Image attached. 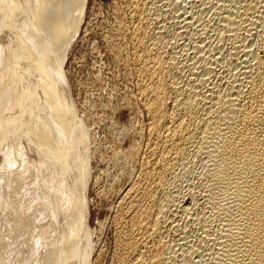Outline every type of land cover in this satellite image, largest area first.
<instances>
[{
  "label": "bare ground",
  "instance_id": "obj_1",
  "mask_svg": "<svg viewBox=\"0 0 264 264\" xmlns=\"http://www.w3.org/2000/svg\"><path fill=\"white\" fill-rule=\"evenodd\" d=\"M109 2L85 37L124 123L108 92L81 109L63 71L88 0H0V264H91L100 183L110 264H264V0Z\"/></svg>",
  "mask_w": 264,
  "mask_h": 264
},
{
  "label": "rangeland",
  "instance_id": "obj_2",
  "mask_svg": "<svg viewBox=\"0 0 264 264\" xmlns=\"http://www.w3.org/2000/svg\"><path fill=\"white\" fill-rule=\"evenodd\" d=\"M109 1H111V0H88L85 16H84V19L80 25V31L78 34L79 37L77 36V38L75 39V41H73V43L71 44V46L68 50V55H67L66 61L64 63L63 71L65 73L67 81H69L70 86H71V92H72L71 97L81 109H83V110L88 109L87 106L92 105L93 103H97L98 102L97 99L99 97L98 95H100L101 91H102L101 94L108 92V93H111V95L113 94L111 97L114 100L112 99L113 105L110 104L108 107H106V109H105L106 111H104V116L106 115V117L108 119L113 118V120H115V121L117 120V122L124 123L128 120V118H130L131 113H130L129 108H126V107H122V108L117 107L118 109L115 107H111V106H114L119 101L120 96L117 93H115V91H112L113 87L111 84L112 83L111 80H113V77L109 75V74H111L109 72H112V68L111 69L109 68V67H111L109 59L106 57V54L103 51V49L101 48V46H99L101 57L99 56L97 58L96 57L94 58V53H92V52L90 53V51L92 50L91 47L93 46V45L91 46V44H98L99 43V39H100L99 33L93 31L90 34H88V38H87V36L85 37L86 28H87L88 23L90 22L91 18H93L94 14H95V11H96L95 9L97 8L98 10L100 9L102 11V13H101V11L99 12V14H101L99 16H105L107 6L110 3ZM90 24H92V20H91ZM91 35H92V37H91ZM95 41H98V42H95ZM81 59L84 60L83 63L85 62L83 65L80 62ZM96 59H98L97 60L98 62L95 64L96 65L100 64L99 66H101L103 68L102 69L103 72L100 75L101 76L100 78H102V80L100 82V87H99V85L93 83L91 74L89 72V66L91 65L90 63L95 62ZM109 78H111V79L109 80ZM103 82H104V84H103ZM80 83H81V85H80ZM115 83H117V82H115ZM93 84H95V85H93ZM102 88L105 90L104 92H103ZM83 90H85V91H83ZM77 92H78V94H77ZM95 96H97V97H95ZM116 99H117V101H116ZM94 100H96L97 102ZM115 101H116V103H114ZM84 102L85 103L87 102L89 104L86 103V106H85ZM81 105H83L82 106L83 108L81 107ZM94 109H93V111H94ZM89 110H90V108L87 111H89ZM90 111H92V109ZM111 112L112 113L114 112L113 113L114 115ZM107 115H109L110 117H108ZM88 123L91 125L90 128L92 127L93 132L95 131L94 129H96L97 133L95 132L94 135H95V137H98L100 135L99 138H101V139L97 138L100 141H103L104 139L108 138V135L110 136V134H111L110 129H109V127L107 128V126L104 124V122H102L103 124L102 123L94 124L92 121H88ZM93 127H94V129H93ZM102 129H104L105 131H103ZM97 134H98V136H97ZM104 136L106 138H103ZM96 152H97L95 154L96 158L91 160V165L93 168L95 167L94 169H96V166H99L97 164H98V162H100V154L98 151H96ZM100 184L95 185V187L93 186L92 188H90V191H89V194H90L89 195L90 224H91V227L94 228L93 231L94 232L96 231L94 233V235L96 237L101 236V238L100 237L96 238L97 241H96V245L94 247L95 248L94 254H96L95 255L96 257L95 256H94L95 258L93 257L91 264H110L112 259L114 258V251H115V240H114L113 229H112V224H111L112 223V221H111V219H112L111 215L112 214L111 213L114 211L112 205L117 201V196H116L117 192H113L114 194L110 192L111 194L109 193L106 196L99 194V190L102 189V187H101L102 183H100ZM122 185L125 186L126 181L125 182L123 181V184L121 182V185H120L121 187L119 186V188H122L123 187ZM99 220H100V222L101 221L104 222V225H105L101 229V232H100V226H98V224L100 223ZM98 230L100 233L98 232ZM100 248H102V250ZM96 249H98V250H96ZM99 253H102V255Z\"/></svg>",
  "mask_w": 264,
  "mask_h": 264
}]
</instances>
